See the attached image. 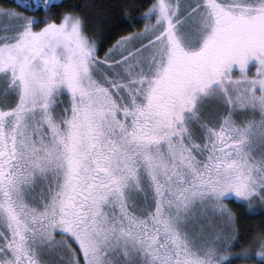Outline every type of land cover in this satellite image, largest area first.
<instances>
[{
	"label": "snow or ice",
	"instance_id": "obj_1",
	"mask_svg": "<svg viewBox=\"0 0 264 264\" xmlns=\"http://www.w3.org/2000/svg\"><path fill=\"white\" fill-rule=\"evenodd\" d=\"M0 264H264V0H0Z\"/></svg>",
	"mask_w": 264,
	"mask_h": 264
}]
</instances>
